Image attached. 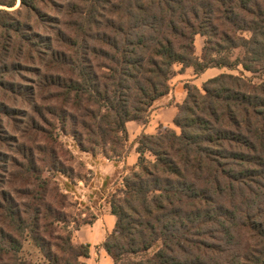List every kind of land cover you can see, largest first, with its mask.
<instances>
[{
	"label": "trees",
	"instance_id": "1",
	"mask_svg": "<svg viewBox=\"0 0 264 264\" xmlns=\"http://www.w3.org/2000/svg\"><path fill=\"white\" fill-rule=\"evenodd\" d=\"M18 1L0 0V146L16 145L0 148V264H84L60 135L123 157L127 123L147 124L178 66L261 81L186 86L178 130L137 139L103 247L114 264H264V0Z\"/></svg>",
	"mask_w": 264,
	"mask_h": 264
},
{
	"label": "crops",
	"instance_id": "2",
	"mask_svg": "<svg viewBox=\"0 0 264 264\" xmlns=\"http://www.w3.org/2000/svg\"><path fill=\"white\" fill-rule=\"evenodd\" d=\"M180 69L181 67L179 66L178 70ZM223 70L224 69L211 68L200 75L196 74L193 68H186L183 72H178L170 82V93L154 103L147 124L141 125L135 121L127 123V144L130 146V149L121 159H110L103 154L92 155L86 152L81 153L84 157L88 156L86 158V165L89 167V171L93 174L95 173L96 176H100V192H110L113 190L112 186H107V181H112V184L118 181V184L122 188L124 177L131 170L137 168L140 157V154L137 152V139L142 134L157 135L161 132L162 128L178 130L174 124V118L178 111L177 106L183 104L186 100V84L194 83L198 85L197 82L208 73ZM190 75H192V77ZM217 76L215 74L207 79L209 80ZM190 79L193 80L191 81ZM147 156L150 157L149 154H147ZM78 182L82 183L83 181L79 180ZM102 210L103 212L100 215L95 214L96 218L92 223H87L82 226V229L77 230L80 236L78 243H88L91 245L90 256L83 261L84 264H114L113 260L104 249L103 244L107 236L114 231L117 219L111 213L109 203L108 206L104 205Z\"/></svg>",
	"mask_w": 264,
	"mask_h": 264
},
{
	"label": "rangeland",
	"instance_id": "3",
	"mask_svg": "<svg viewBox=\"0 0 264 264\" xmlns=\"http://www.w3.org/2000/svg\"><path fill=\"white\" fill-rule=\"evenodd\" d=\"M20 1V0H19ZM18 1V2H19ZM59 2H66V0H58ZM19 6V3H18ZM17 6V7H18ZM1 8V7H0ZM49 14L52 16L58 15L57 11L54 10V7L52 4L48 5L47 8L45 9ZM45 34H51L50 30H45ZM245 37L249 38L251 35L250 33L246 32ZM204 43H205V38L198 35L195 39V46H196V55L198 57H201L203 54V48H204ZM236 54H240V51H237ZM179 69V66L176 67V74L178 72H183L185 69ZM192 70V69H191ZM192 72V71H191ZM232 73L234 75H240L244 74L245 77L247 78H253V82L258 83L261 80L257 78V76H254L252 73L245 71L243 67H239L238 70L235 71H230L227 69H224L223 71H212L208 73L205 77L200 79L197 84L195 85L194 83L186 84L187 85H194L197 86L198 88H202L203 84L208 81V77L213 76L216 74L219 75L220 73ZM190 74V73H189ZM193 75V74H192ZM192 75H190L192 77ZM194 76V75H193ZM191 81L193 79H190ZM196 80V79H195ZM205 80V81H204ZM25 108H28L27 110L31 111L29 107L25 106ZM11 133H13L12 129L9 128ZM60 140L63 145L62 148L64 150L68 151V154L66 155L65 159H68V163H66L68 166H73L74 169V180L71 178L68 179L67 176L64 174H60L58 177V182L60 184V187L62 190L66 192L68 191V194L70 196L69 199V207H68V212L72 216V220L75 221L71 225V229L73 228L74 230V236H75V242L78 243L80 240V236L74 228H79L82 229L84 225H86V222H90L96 218L95 214H101L103 212L102 208L104 205L108 206V201L110 200V197L112 194L116 193L118 189H120V185L118 184V181L115 184H112V181H107V186H112L113 190L110 192L108 191H102L100 192L99 188L101 185V180L100 176H96L95 173H91L89 171V167L86 165V157L82 155L81 153H84L80 151L77 142L74 140V138L70 135H60ZM9 143H14V141L9 140L5 143V145L0 146L3 152H10V157L16 156V145H14L13 148H7ZM19 145V144H18ZM11 146V145H9ZM10 149H13V152L10 151ZM130 149V146L126 144V151ZM91 154V153H89ZM97 154H102L101 150H98ZM96 154V155H97ZM104 155V154H103ZM152 157L151 155H149ZM122 157H119L117 155H111L110 159H121ZM153 158V157H152ZM78 177H77V176ZM76 176V177H75ZM125 178V177H124ZM82 180V183H79L78 181ZM73 181V182H71ZM113 182V183H114ZM124 183V182H123ZM78 229V230H79ZM156 249H153L150 251L149 255H152L155 252ZM26 251L29 252V249L26 248Z\"/></svg>",
	"mask_w": 264,
	"mask_h": 264
}]
</instances>
